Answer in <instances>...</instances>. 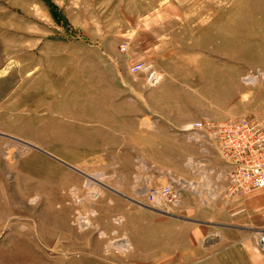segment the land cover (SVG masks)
Listing matches in <instances>:
<instances>
[{
    "label": "rangeland",
    "instance_id": "obj_1",
    "mask_svg": "<svg viewBox=\"0 0 264 264\" xmlns=\"http://www.w3.org/2000/svg\"><path fill=\"white\" fill-rule=\"evenodd\" d=\"M238 117L264 119V0H0V264L232 262L146 192Z\"/></svg>",
    "mask_w": 264,
    "mask_h": 264
},
{
    "label": "crops",
    "instance_id": "obj_2",
    "mask_svg": "<svg viewBox=\"0 0 264 264\" xmlns=\"http://www.w3.org/2000/svg\"><path fill=\"white\" fill-rule=\"evenodd\" d=\"M200 149L214 156L204 161L193 155L191 160L184 162L182 174H169L161 185L171 182L184 185L180 203L170 209L173 213L169 220L176 227L184 228L189 245L203 248V254L207 253L203 258L213 260L211 258L217 259L232 251L235 260L226 263L230 259L225 255L224 264H264V251L258 244L259 236L264 235V188L239 197H228L226 181L215 178L216 173L228 167L212 145ZM147 185L149 189L157 188L152 181ZM201 258L198 256L195 260Z\"/></svg>",
    "mask_w": 264,
    "mask_h": 264
},
{
    "label": "built area",
    "instance_id": "obj_3",
    "mask_svg": "<svg viewBox=\"0 0 264 264\" xmlns=\"http://www.w3.org/2000/svg\"><path fill=\"white\" fill-rule=\"evenodd\" d=\"M125 49V45L121 46ZM130 71H146L150 85H155L161 76L145 63H136ZM189 141L200 148L215 147L218 157L228 167L217 176L226 181L228 197H239L264 188V119L238 117L224 121H197L182 130ZM184 185L167 183L149 189L147 200L153 207H175L180 203ZM264 251V235L258 239Z\"/></svg>",
    "mask_w": 264,
    "mask_h": 264
}]
</instances>
